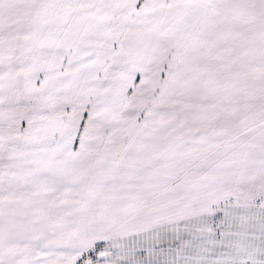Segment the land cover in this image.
<instances>
[{"label": "snow or ice", "instance_id": "1", "mask_svg": "<svg viewBox=\"0 0 264 264\" xmlns=\"http://www.w3.org/2000/svg\"><path fill=\"white\" fill-rule=\"evenodd\" d=\"M0 264H264V0H0Z\"/></svg>", "mask_w": 264, "mask_h": 264}]
</instances>
